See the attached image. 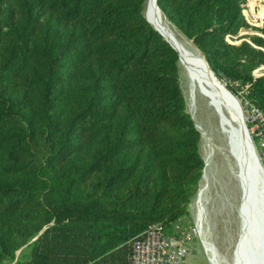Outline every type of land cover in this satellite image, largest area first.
<instances>
[{
    "label": "trees",
    "instance_id": "1",
    "mask_svg": "<svg viewBox=\"0 0 264 264\" xmlns=\"http://www.w3.org/2000/svg\"><path fill=\"white\" fill-rule=\"evenodd\" d=\"M145 1L0 0V264H130L133 237L187 212L201 135ZM242 1L156 4L264 111V36L238 35Z\"/></svg>",
    "mask_w": 264,
    "mask_h": 264
},
{
    "label": "rangeland",
    "instance_id": "2",
    "mask_svg": "<svg viewBox=\"0 0 264 264\" xmlns=\"http://www.w3.org/2000/svg\"><path fill=\"white\" fill-rule=\"evenodd\" d=\"M256 1L262 2L263 0ZM143 14L146 15L147 19L151 23V10L148 0L146 4L144 3ZM258 14L264 20L263 5L261 6ZM169 24L171 23L169 22ZM246 33H261L264 35V31L260 28H254V26L241 28L238 35H243L244 38ZM243 38H235V40L239 42ZM185 39L189 46L197 48L193 41L186 37ZM259 67L260 68L257 72L263 74L264 65ZM177 72L186 109L191 118H193L196 127L200 131L201 136L199 140V151L204 159L203 172L206 170L207 180L205 185L206 188L203 192L204 206L201 208V212L204 213L203 227L199 230L195 224L196 193L193 197H191L188 203L187 212L183 216L179 217V220L177 218L176 222H171L168 230L189 231L191 236H193L191 249L180 264H215L216 262H218L217 264H235L236 262V264H240L241 256L247 252L243 250V241L245 240H242L244 237L242 232L245 222L243 221L244 209L240 200V185L238 186V183L227 172L226 167H224L222 155L217 150L214 152L215 155L211 152L213 144H218L227 148L233 147L235 125L231 110L227 105H224L223 102L221 103L217 98H214L213 95L209 97V102L205 97L198 94L195 95V99L190 100L189 79L184 67L180 63L179 58H177ZM216 77L227 87L223 79L219 78L217 75ZM234 95L239 100L245 120V114L249 105L248 98L245 96V88L243 87L240 89L239 95ZM245 123L247 125L253 147L264 170V160L260 158L257 141L252 134L251 125L246 120ZM209 154L211 155L209 165L205 169V161ZM255 177L258 178L254 179L256 185L254 186L257 187L261 178L257 174H255ZM203 181V177L201 176L200 185ZM177 225H180V227L177 228ZM203 239L206 240V243L209 246L208 248L202 244ZM238 243L240 244L239 247ZM26 252L27 246L25 244L21 245L15 250L13 261L21 258Z\"/></svg>",
    "mask_w": 264,
    "mask_h": 264
},
{
    "label": "bare ground",
    "instance_id": "3",
    "mask_svg": "<svg viewBox=\"0 0 264 264\" xmlns=\"http://www.w3.org/2000/svg\"><path fill=\"white\" fill-rule=\"evenodd\" d=\"M148 1L151 10V24L167 37L177 49L180 63L189 79L190 100L195 99V95L198 94L205 97L209 102V97L213 95L214 98H217L221 103L223 102L231 110L235 125L233 147L227 148L213 144L211 152L215 155L214 152L217 150L222 155L224 167L238 183V186L240 185V200L244 209L243 221L245 222L242 232L244 236L242 240H245L243 241V250L247 251L241 256L240 264H264V170L259 166L256 158L249 153L248 141L242 134L239 107L225 89V85L209 69L204 57L197 48L189 46L185 37L169 24L159 8L155 7L154 0ZM210 157L209 154L205 161V169L209 165ZM203 173L204 181L200 185L195 200V224L199 230L204 224V213L201 212V208L204 206L203 192L206 188V170ZM255 174L261 178L259 181L261 189L258 186L255 187L254 179H258ZM204 239L202 244L208 248L209 246Z\"/></svg>",
    "mask_w": 264,
    "mask_h": 264
},
{
    "label": "built area",
    "instance_id": "4",
    "mask_svg": "<svg viewBox=\"0 0 264 264\" xmlns=\"http://www.w3.org/2000/svg\"><path fill=\"white\" fill-rule=\"evenodd\" d=\"M262 5L264 0L262 2L243 0L240 3L248 27L261 28L264 25V20L258 14ZM225 37L229 42H237L235 35L226 34ZM259 68L253 70L254 76L261 74L257 72ZM245 120L251 125L260 158L264 160V111L249 103ZM191 244H193V236L189 231H169L160 223L152 222L131 239L130 264H180L190 251Z\"/></svg>",
    "mask_w": 264,
    "mask_h": 264
},
{
    "label": "water",
    "instance_id": "5",
    "mask_svg": "<svg viewBox=\"0 0 264 264\" xmlns=\"http://www.w3.org/2000/svg\"><path fill=\"white\" fill-rule=\"evenodd\" d=\"M154 5L155 7H158L157 4H156V0H154ZM145 19L149 22V20L147 19L146 15H144ZM150 23V22H149ZM152 25V24H151ZM153 26V25H152ZM170 44L171 46L177 51V49L174 47V45L169 41V39L167 37H165L155 26H153ZM202 56L204 57V55L202 54ZM205 59V57H204ZM206 61V59H205ZM206 64L208 65L209 69L213 72V70L210 68L209 64L207 63L206 61ZM214 73V72H213ZM215 74V73H214ZM216 76V75H215ZM220 80V79H218ZM225 89L228 91V93L231 95L232 99L234 100V102L237 104V106L239 107V111H240V115H241V120H242V134H243V137L245 139H247L248 141V146H249V153L250 155H253L255 158H256V161L259 163V166L263 169L262 165H261V162L256 154V151L253 147V143H252V140H251V137L249 135V132H248V129H247V125L244 121V117H243V113H242V110H241V107H240V103H239V100L237 99V97L225 86Z\"/></svg>",
    "mask_w": 264,
    "mask_h": 264
},
{
    "label": "crops",
    "instance_id": "6",
    "mask_svg": "<svg viewBox=\"0 0 264 264\" xmlns=\"http://www.w3.org/2000/svg\"><path fill=\"white\" fill-rule=\"evenodd\" d=\"M261 184L263 185L262 182H261ZM259 186H260V185L258 184V187H259ZM259 188H260V187H259ZM260 189H261V188H260ZM179 219H180V218H178V220H179ZM173 222H176V220H174ZM178 227H180V225H177V228H178ZM239 245H240V244L238 243V247H239ZM236 263H237V262H236ZM236 263H235V264H236Z\"/></svg>",
    "mask_w": 264,
    "mask_h": 264
}]
</instances>
